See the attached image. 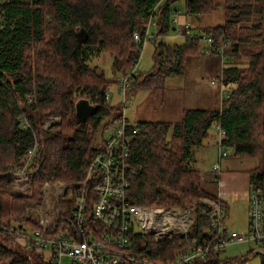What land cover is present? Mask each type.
<instances>
[{
	"label": "trees",
	"instance_id": "obj_1",
	"mask_svg": "<svg viewBox=\"0 0 264 264\" xmlns=\"http://www.w3.org/2000/svg\"><path fill=\"white\" fill-rule=\"evenodd\" d=\"M177 1L164 0L159 7L155 36L164 37L173 30L171 17ZM157 2L0 0V222L21 219L26 208L38 205L45 181L78 183L82 179L98 149L92 146L96 126L105 118L108 127L120 114L119 107L105 98L114 80L106 79L88 61L105 51L113 56L114 76L130 70L138 55L133 34L143 33ZM183 2L187 17L208 14L218 6L216 0ZM222 7L225 22L203 31L228 43L219 74L229 87L222 108H185L174 123L139 122L141 132L130 139V201L165 208L191 204L197 211L186 237L162 241L146 237L145 248L138 243L142 237L133 238V246L142 251L150 249L153 259L170 260L190 242L206 237L211 214L203 212L202 197L222 203L203 188L199 170L189 163L193 149L213 124L221 131L222 147L236 156L259 159L258 165L249 170L251 188L260 190L264 182V0H222ZM81 29L87 37L78 44L76 34ZM194 52L197 44L186 39L182 43H156L152 69L137 75L127 93L162 88L166 77L184 73L185 61ZM241 55L246 56L245 63L237 61ZM29 94L35 100L29 102ZM81 97L94 105L83 120L75 114V102ZM52 116L60 120L46 132L42 125ZM23 118L29 127L22 126ZM34 135L43 143L41 164L32 178L31 194L16 195L8 165L19 161ZM3 241L1 264L25 263L22 254L10 250L8 238ZM221 252H210L194 264H248L247 257L221 258ZM251 253L249 249L247 254ZM260 260L264 264V255Z\"/></svg>",
	"mask_w": 264,
	"mask_h": 264
},
{
	"label": "built area",
	"instance_id": "obj_2",
	"mask_svg": "<svg viewBox=\"0 0 264 264\" xmlns=\"http://www.w3.org/2000/svg\"><path fill=\"white\" fill-rule=\"evenodd\" d=\"M163 2L158 0L152 8L143 33L133 34L138 55L133 67L116 77L122 95V112L109 124L113 126L111 135L89 160L82 179L78 183L45 181L40 189L42 199L36 208L26 209L21 219L0 222V242L7 237L10 250L22 254L26 259L25 264H194L206 259L210 252L222 251L231 243L249 241L258 245L252 248L251 256L264 255V198L259 189L252 188L248 228L243 232L228 228L226 209L221 202L205 198L201 205L204 213L210 212L211 221L207 235L201 242H190L166 261L153 259L148 248L142 251L133 246L132 240L138 236H151L156 241L174 236L186 237L197 214L195 206L191 204L165 208L133 203L128 197L129 143L131 137L139 134L141 129L124 115L126 95L143 45L153 38L149 27L156 26L158 9ZM178 12L175 7L171 17L174 35L196 43L199 54L214 56L222 64L227 58V40H217L210 33L194 31L190 23L178 20ZM2 25L0 16V28ZM217 79L220 80V97L224 99L225 85L221 76ZM211 84H214V80H211ZM26 98L29 102L35 100L30 94ZM105 98L109 99L108 92ZM56 122L50 117L44 121L42 129L47 132ZM22 126L29 127L25 118L22 119ZM220 137H216L215 141L221 158L227 153L222 150ZM42 148V141L34 135L32 145L23 152L19 161L8 165L17 195L31 194L32 178L39 168ZM213 169L218 174L220 165L215 164ZM31 252L38 259L35 260ZM16 264L24 263L18 261Z\"/></svg>",
	"mask_w": 264,
	"mask_h": 264
},
{
	"label": "rangeland",
	"instance_id": "obj_3",
	"mask_svg": "<svg viewBox=\"0 0 264 264\" xmlns=\"http://www.w3.org/2000/svg\"><path fill=\"white\" fill-rule=\"evenodd\" d=\"M216 2L218 6L214 11L197 17H187L184 14L183 0L177 1L173 5V8L176 7L179 10L178 20L181 23L186 21L191 24L194 31L202 33L206 28L215 27L225 22L222 0H216ZM156 30V26L149 27V32L153 36L156 35ZM160 41L182 43L184 38L174 35V31L172 30L167 36H155L154 39L146 42L139 54L133 80L137 75L148 73L152 69L154 46ZM112 59V55L102 51L98 55L91 57L88 64L102 71L106 79L114 80L108 88V102L110 105H117L119 112H122L120 105L122 95L115 82L116 76L112 72ZM237 61L245 63L246 56L241 55ZM221 65L220 60L214 56L202 55L198 52L190 54L184 64V73L182 75L166 77L162 88L156 90L138 89L128 92L124 115L132 123L138 121H165L174 123L180 120L182 111L185 108H207L210 106L222 108L229 87L224 86V99H221L220 80L217 79ZM211 80H214V84H211ZM52 117L57 122L60 120L58 116L56 118ZM105 123V118H103L96 126L92 137L93 147H101L110 137L113 126L106 127ZM218 136H221L219 129L216 124H213L208 130L207 136L203 139L202 144L193 149L189 163L192 167L199 170L203 188L217 197L220 195L222 203H227L229 206V220L227 221L226 219L228 228L237 232H243L246 229H243V225L246 220L247 193L248 195L251 193L248 179L249 170L258 165L259 159L254 156H236L231 149L226 147H222V150L226 151L227 154L220 158V149L215 141V138ZM215 164H219L221 167V180L214 173L213 167ZM225 177L229 178V180L232 179L231 184L226 182ZM260 191L264 198V182ZM205 198L207 197H202L200 203ZM41 199L40 197L39 203ZM38 205L26 209H33ZM136 231L138 232V229ZM144 238L146 237L140 238L138 243L142 247H147V242ZM148 238L149 240L153 239L151 236H148ZM254 247L255 243L252 241L231 243L222 250L221 258L247 257L248 264H260V256L247 254L248 250ZM25 254L27 255V253ZM31 255L35 260L38 259L34 252H31Z\"/></svg>",
	"mask_w": 264,
	"mask_h": 264
},
{
	"label": "water",
	"instance_id": "obj_4",
	"mask_svg": "<svg viewBox=\"0 0 264 264\" xmlns=\"http://www.w3.org/2000/svg\"><path fill=\"white\" fill-rule=\"evenodd\" d=\"M172 29H174V27H172ZM76 37L78 44H82L87 37V33L84 29H81L77 32ZM93 109L94 105L85 97H81L75 102V114L81 120H83Z\"/></svg>",
	"mask_w": 264,
	"mask_h": 264
},
{
	"label": "crops",
	"instance_id": "obj_5",
	"mask_svg": "<svg viewBox=\"0 0 264 264\" xmlns=\"http://www.w3.org/2000/svg\"><path fill=\"white\" fill-rule=\"evenodd\" d=\"M221 62V61H220ZM219 74H220V72H219ZM140 121H138V122H136L135 124H138ZM216 126H217V128H218V125L216 124ZM219 129V128H218ZM202 144V143H201ZM200 144V145H201ZM199 145V146H200ZM220 164V163H219ZM220 169H221V167H220ZM217 176H218V179H220L221 180V170H220V172L217 174ZM226 179L225 180H227L226 182L227 183H230L231 184V180H229V178H227V177H225ZM224 179V178H223ZM248 179H249V177H248ZM249 188H251V186H250V184H249ZM236 193V192H235ZM238 194V193H237ZM247 206H246V212H245V214H246V220H245V222H244V225H243V229H247L248 228V206H249V195H248V193H247ZM218 198H219V200H222L221 199V197H220V195H218ZM223 204V206L225 207V209H226V213H227V221L229 220V206L227 205V203L226 204H224V202L222 203ZM245 229V230H246ZM256 247H258V245L257 244H255V247L254 248H256ZM250 249H252V248H250ZM258 256H261V255H258Z\"/></svg>",
	"mask_w": 264,
	"mask_h": 264
}]
</instances>
